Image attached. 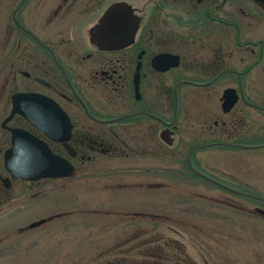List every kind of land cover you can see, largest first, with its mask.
<instances>
[{
  "label": "flooded vegetation",
  "instance_id": "obj_1",
  "mask_svg": "<svg viewBox=\"0 0 264 264\" xmlns=\"http://www.w3.org/2000/svg\"><path fill=\"white\" fill-rule=\"evenodd\" d=\"M25 94L65 112L73 154L14 113ZM17 129L75 170L168 158L264 217V0H0V212L25 182L6 169Z\"/></svg>",
  "mask_w": 264,
  "mask_h": 264
},
{
  "label": "rangeland",
  "instance_id": "obj_2",
  "mask_svg": "<svg viewBox=\"0 0 264 264\" xmlns=\"http://www.w3.org/2000/svg\"><path fill=\"white\" fill-rule=\"evenodd\" d=\"M77 165L70 178L15 186L0 212V264H264V217L189 167L110 156Z\"/></svg>",
  "mask_w": 264,
  "mask_h": 264
},
{
  "label": "water",
  "instance_id": "obj_3",
  "mask_svg": "<svg viewBox=\"0 0 264 264\" xmlns=\"http://www.w3.org/2000/svg\"><path fill=\"white\" fill-rule=\"evenodd\" d=\"M103 42L99 40L100 45ZM41 101L40 97L33 94L18 96L15 100L14 113L23 114L22 116L33 126L42 130L50 138L64 143L69 153L73 154L71 147L67 144L72 131L69 117L57 105L51 106L53 115H39L37 105ZM12 132L13 144L6 152L5 161L6 169L13 179L37 182L43 179L70 178L74 175L75 167L72 163L54 155L44 143L30 133L19 129ZM45 222L41 220L31 224L30 227L34 228Z\"/></svg>",
  "mask_w": 264,
  "mask_h": 264
}]
</instances>
